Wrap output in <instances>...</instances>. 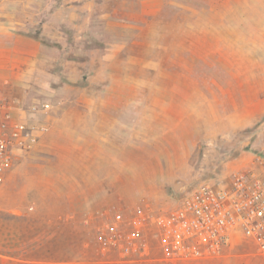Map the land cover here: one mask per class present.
Returning <instances> with one entry per match:
<instances>
[{"label":"rangeland","instance_id":"rangeland-1","mask_svg":"<svg viewBox=\"0 0 264 264\" xmlns=\"http://www.w3.org/2000/svg\"><path fill=\"white\" fill-rule=\"evenodd\" d=\"M24 9L12 25L59 48L61 78L49 131L0 185V264H264L244 237L201 260L174 259L156 240L129 262L92 245L104 209L170 210L264 150V0Z\"/></svg>","mask_w":264,"mask_h":264},{"label":"built area","instance_id":"built-area-1","mask_svg":"<svg viewBox=\"0 0 264 264\" xmlns=\"http://www.w3.org/2000/svg\"><path fill=\"white\" fill-rule=\"evenodd\" d=\"M18 101L0 95V185L21 156L31 153L49 131L48 124L15 113ZM50 102L31 106L47 113ZM92 221L101 252L114 251L120 261L146 260L152 233L174 259L201 260L219 255L235 238L252 241L264 255V150L250 163L233 171L229 182L199 184L182 202L155 212L144 204L125 214L104 209Z\"/></svg>","mask_w":264,"mask_h":264},{"label":"crops","instance_id":"crops-1","mask_svg":"<svg viewBox=\"0 0 264 264\" xmlns=\"http://www.w3.org/2000/svg\"><path fill=\"white\" fill-rule=\"evenodd\" d=\"M32 2L33 0H0V95L18 101L21 107L15 113L20 117L49 124L52 108L49 112L42 113L31 111V106L50 102L51 95L60 86L61 76L52 68V63L59 60V54L56 52L55 56V50H60L43 43L26 29L12 25L24 21L17 17L22 5L26 7V16L31 13L27 9ZM11 5L12 8H6ZM113 52L115 51L112 50L109 54L112 55ZM75 75L76 72L68 76L72 84L79 78V75Z\"/></svg>","mask_w":264,"mask_h":264},{"label":"trees","instance_id":"trees-1","mask_svg":"<svg viewBox=\"0 0 264 264\" xmlns=\"http://www.w3.org/2000/svg\"><path fill=\"white\" fill-rule=\"evenodd\" d=\"M93 231V235H92V245H94V247L95 248H97L98 250H100V248H99V243H98V239H97V234H96V232H95V229H93L92 230ZM149 239H150V242H152V240H156L157 242H158V239L157 238H155L154 236H153V234L151 233L150 235H149ZM159 243V242H158ZM105 256L106 255H116L115 256V258L117 257V258H119L118 257V254L116 253V252H114V251H110V252H102ZM114 256H112L113 258H114Z\"/></svg>","mask_w":264,"mask_h":264}]
</instances>
